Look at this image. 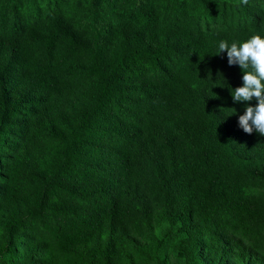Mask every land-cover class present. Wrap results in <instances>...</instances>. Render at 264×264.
<instances>
[{
    "label": "trees",
    "instance_id": "trees-1",
    "mask_svg": "<svg viewBox=\"0 0 264 264\" xmlns=\"http://www.w3.org/2000/svg\"><path fill=\"white\" fill-rule=\"evenodd\" d=\"M196 5L170 16L162 1L130 3L96 42L55 0L28 1L21 20L1 5L0 136L24 117L0 155V250L24 218L41 227L18 264H135L157 255L163 223L178 226L184 264H264V194L249 191L264 187V135L239 127L245 102L230 89L245 70L217 54L221 39L264 32V7L211 30L199 20L217 24L215 12ZM94 127L111 136L109 168L90 162Z\"/></svg>",
    "mask_w": 264,
    "mask_h": 264
},
{
    "label": "rangeland",
    "instance_id": "rangeland-1",
    "mask_svg": "<svg viewBox=\"0 0 264 264\" xmlns=\"http://www.w3.org/2000/svg\"><path fill=\"white\" fill-rule=\"evenodd\" d=\"M32 4L40 3L42 5H49L50 0H0L1 5H5L3 11L10 18L25 19L28 17L29 7L27 2ZM143 0H55V6L61 8L65 13L73 18L76 26L79 29H85L90 40L93 42L100 41L105 34L106 29L110 23L116 18L125 17L128 4L141 3ZM154 2H164L168 5L166 13L170 16L183 13V15H196V3L201 0H153ZM209 2L210 9L215 12L216 19L219 23H211L207 18H201L199 24L202 28L208 27L213 30L224 24H237L240 21L247 20L256 15L258 7H264V0H206ZM175 5L180 6V10L174 9ZM117 7L115 10L114 8ZM174 9V10H173ZM165 11H162L165 12ZM251 16V17H250ZM185 16H180L182 21ZM221 21V22H220ZM40 58L46 56L43 50H39ZM134 93L130 89L123 90L117 96L116 102L111 106L110 110L117 114L123 115L126 113V107L132 103ZM73 100H68L64 103V107L70 112L74 113L72 107ZM125 107V108H124ZM24 111L21 110L9 119H6V127L8 132L0 136V155L6 158L11 153L9 144L18 139V130L22 124ZM95 133L94 138H89L93 141V148L90 150V162L98 169L109 168V151L112 149L111 136L105 134L104 129L94 127L92 133ZM52 138L45 139V143H51ZM2 171V164L0 163V172ZM249 191L255 195L264 194V187H251ZM150 209L155 212L158 206L150 201ZM177 227H171L167 223H163L160 227H154L153 232L158 238L163 239V245L157 251L156 256L148 258H139L135 264H184L182 256L177 249V243L180 234L177 232ZM40 225L31 218H24L22 226L16 231L12 246H5L0 250V264H18L25 263L26 256L24 255V243L26 236L29 233L40 232ZM130 234L139 239L138 236L130 229ZM140 240V239H139Z\"/></svg>",
    "mask_w": 264,
    "mask_h": 264
},
{
    "label": "clouds",
    "instance_id": "clouds-1",
    "mask_svg": "<svg viewBox=\"0 0 264 264\" xmlns=\"http://www.w3.org/2000/svg\"><path fill=\"white\" fill-rule=\"evenodd\" d=\"M225 50L228 64L245 70L243 83L230 89L234 101L245 102V110L238 116L239 127L247 133L255 130L264 135V32H254L242 40L221 39L217 54ZM253 100L256 103H248Z\"/></svg>",
    "mask_w": 264,
    "mask_h": 264
}]
</instances>
